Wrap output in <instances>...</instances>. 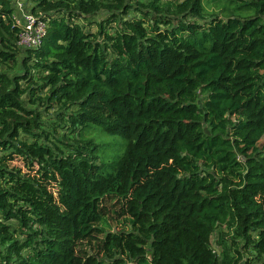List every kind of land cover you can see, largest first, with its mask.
I'll return each instance as SVG.
<instances>
[{
  "label": "trees",
  "instance_id": "16d2710c",
  "mask_svg": "<svg viewBox=\"0 0 264 264\" xmlns=\"http://www.w3.org/2000/svg\"><path fill=\"white\" fill-rule=\"evenodd\" d=\"M28 1L38 48L0 9V264H264V0Z\"/></svg>",
  "mask_w": 264,
  "mask_h": 264
},
{
  "label": "built area",
  "instance_id": "2783aa9c",
  "mask_svg": "<svg viewBox=\"0 0 264 264\" xmlns=\"http://www.w3.org/2000/svg\"><path fill=\"white\" fill-rule=\"evenodd\" d=\"M3 3L0 0V9ZM12 18L20 27L18 44L23 49H33L41 46L47 34L48 22L42 12L33 10V5L25 0H14Z\"/></svg>",
  "mask_w": 264,
  "mask_h": 264
},
{
  "label": "rangeland",
  "instance_id": "374dc122",
  "mask_svg": "<svg viewBox=\"0 0 264 264\" xmlns=\"http://www.w3.org/2000/svg\"><path fill=\"white\" fill-rule=\"evenodd\" d=\"M27 2H30L28 0H25ZM221 1V0H218ZM31 3V2H30ZM34 3V2H33ZM31 3V4H33ZM221 5H223L220 2ZM216 4L215 2H210L209 3V10L211 12V10H213V7H215ZM216 14H221L220 10H216ZM81 23L83 24H88L86 22V20L82 19ZM21 69V72H24V69H22L21 67L18 68V70ZM50 114H52V116H56V109H52V111L50 112ZM49 117V116H46ZM87 138H92L96 144H98L99 146V154L101 153L103 156H112L114 153H116L117 151L121 152L124 151L125 146H123V144L125 143L124 140L122 139V137H117L111 134H108L107 132H105L104 130H102L99 127L96 126H91L90 128H88L87 130ZM124 147V149H123ZM11 166H15V167H20L22 168L23 171L27 172V167L25 166V161L21 158V157H17L13 162L10 163ZM38 168V166H37ZM56 190V189H53ZM217 239H218V234L216 232L215 235H213L212 238V244L213 247L218 250L219 247L217 246Z\"/></svg>",
  "mask_w": 264,
  "mask_h": 264
}]
</instances>
